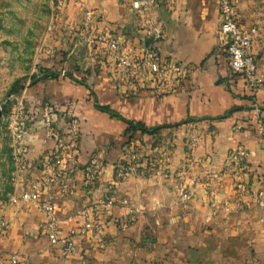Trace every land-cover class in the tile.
Segmentation results:
<instances>
[{"label":"crops","instance_id":"0c3cea01","mask_svg":"<svg viewBox=\"0 0 264 264\" xmlns=\"http://www.w3.org/2000/svg\"><path fill=\"white\" fill-rule=\"evenodd\" d=\"M133 1L65 0L52 50L40 56L48 58L40 67L56 74L38 68L23 88L32 122L44 102L57 121L51 139L34 124L16 195L35 184L57 207L59 236L81 226L78 211L94 229L75 236V251L63 257L41 231L45 215L36 202H5L0 264H12V256L15 264H264V206L256 203L264 192V0H234L239 21L258 27L255 92L228 69L217 0H149L142 10ZM101 37L131 54L151 46L187 64L182 93L155 97L149 86L130 87ZM70 104L77 159L51 174L46 165L55 137L67 130ZM127 121L160 129L131 131ZM92 168L98 176L88 185Z\"/></svg>","mask_w":264,"mask_h":264},{"label":"built area","instance_id":"2783aa9c","mask_svg":"<svg viewBox=\"0 0 264 264\" xmlns=\"http://www.w3.org/2000/svg\"><path fill=\"white\" fill-rule=\"evenodd\" d=\"M149 0H134L132 6L134 9H145ZM219 26L217 30L218 44L224 53L228 69L232 74L242 76L248 90L255 92L261 79L256 75L255 57L252 53V47L258 37V27L256 25L246 27L237 17L236 5L234 0H217ZM150 26L151 24L148 23ZM151 36L154 40L160 39V31L153 26L149 27ZM98 39V38H97ZM98 41L106 44L109 54L115 59L116 70L118 75L130 87L149 86L155 97L167 95H178L183 91L184 81L189 76L191 68L173 58L162 57L151 46L136 54L128 53V50L116 38L101 37ZM29 81L24 84L28 85ZM23 87V88H24ZM19 107L11 110L10 132H11V148L14 162L16 165L17 179L22 177L27 169L25 156L28 152L27 139L30 137L34 129V124L38 123L45 130L47 138H54V129L57 121V115L53 106L44 102L40 106V113L35 122L28 117L25 104L23 89L18 95ZM17 105V104H16ZM73 105L70 104L66 109L68 116V125L65 134L55 137L54 149L48 159L47 168L57 175L58 171H62L65 160L77 159L75 152L79 145V124L72 116ZM246 157V151L242 147H238L234 159H237L238 165L241 167L242 160ZM86 183L93 184L98 176L95 168L88 170ZM182 197L188 199L189 193L183 189ZM36 202L45 215V220L41 227L42 233L47 237L53 245H58L60 253L63 257L72 254L76 245L73 241L75 236L84 235L87 231L94 229L91 220L82 212H76L75 217L82 220L79 228H71L66 236L58 235V221L55 216L56 205L48 199H41L40 193L35 184H30L27 190L21 191L19 195H13L9 202ZM256 203L264 206V192L257 194ZM4 203L0 202V206ZM112 201L108 200L106 205H111ZM5 224L0 217V230L4 229ZM12 264L17 262L16 256L10 259Z\"/></svg>","mask_w":264,"mask_h":264},{"label":"rangeland","instance_id":"374dc122","mask_svg":"<svg viewBox=\"0 0 264 264\" xmlns=\"http://www.w3.org/2000/svg\"><path fill=\"white\" fill-rule=\"evenodd\" d=\"M65 0H0V202L16 194L17 171L11 148V110L21 90L52 50V31ZM52 54V53H49ZM51 59V58H50ZM17 104V105H16Z\"/></svg>","mask_w":264,"mask_h":264},{"label":"trees","instance_id":"16d2710c","mask_svg":"<svg viewBox=\"0 0 264 264\" xmlns=\"http://www.w3.org/2000/svg\"><path fill=\"white\" fill-rule=\"evenodd\" d=\"M40 71L44 74L45 77H54L56 73L46 70L44 68H40ZM33 79V77H32ZM110 114L116 116V114H114L113 112L109 111L108 109H106ZM128 124V130L130 129L131 131H140L141 133H146V134H154L156 130L160 129V128H155V129H147L144 128L142 125L137 124V123H132L127 121Z\"/></svg>","mask_w":264,"mask_h":264},{"label":"water","instance_id":"95a60500","mask_svg":"<svg viewBox=\"0 0 264 264\" xmlns=\"http://www.w3.org/2000/svg\"><path fill=\"white\" fill-rule=\"evenodd\" d=\"M4 109V104L0 105V117H1V114H2V110Z\"/></svg>","mask_w":264,"mask_h":264}]
</instances>
